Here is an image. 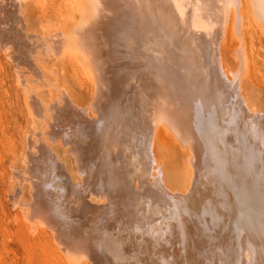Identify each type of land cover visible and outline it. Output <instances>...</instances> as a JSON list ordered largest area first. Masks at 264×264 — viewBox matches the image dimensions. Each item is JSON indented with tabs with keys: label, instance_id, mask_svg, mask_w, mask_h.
<instances>
[{
	"label": "bare ground",
	"instance_id": "bare-ground-1",
	"mask_svg": "<svg viewBox=\"0 0 264 264\" xmlns=\"http://www.w3.org/2000/svg\"><path fill=\"white\" fill-rule=\"evenodd\" d=\"M18 1L0 0V39L19 49L15 67H32L33 78L45 82L42 55L69 57L91 88L90 103L77 106L57 85L56 65L49 72L54 85L45 83L47 101L37 93L31 101L34 85L25 92V77L24 86L17 84L29 94L24 106L33 133L22 161L29 176H22L29 177L23 180L34 198V222L58 226L69 236L73 252H66L86 257L81 264H264V110L245 92L258 66L264 0H64L78 18L72 31L43 25L27 36L24 25L14 26L17 17L9 22L13 30L3 22L18 14ZM227 52L235 66L226 63ZM159 140L185 152L183 172L177 162V171L167 170L170 155L158 156L156 146L169 145ZM53 145L72 160L76 177L48 157ZM34 150L40 159L31 157ZM68 199L80 204L73 209Z\"/></svg>",
	"mask_w": 264,
	"mask_h": 264
},
{
	"label": "rangeland",
	"instance_id": "rangeland-1",
	"mask_svg": "<svg viewBox=\"0 0 264 264\" xmlns=\"http://www.w3.org/2000/svg\"><path fill=\"white\" fill-rule=\"evenodd\" d=\"M11 1H13V0H10V2ZM14 1H16L15 3H17L18 0H14ZM20 1H22V2H20ZM20 1H18V3L20 2V5L17 6V4H15L14 2H12V5L13 4L16 5V7L14 6L15 12L19 10V9L17 10L16 8L21 7L20 8V11H18L16 13H18L17 15L22 14V17L23 16L24 17L20 19L19 17H21V15L19 17L17 15L15 17L10 16L11 18L9 16H5V18L6 17H8V18H6V20H4L3 22L5 23V21H7L8 22V24L6 23L7 26H9V28L12 29V26L13 25L11 24V27H10L9 22L11 21L10 23H12L14 18H15V20L18 18L20 22L16 21L17 22L16 23L14 21L15 23L13 22V24H15L14 25L15 27L17 26L16 27L17 30L21 28V27H19L21 24L24 25V27L21 25L23 27V29L21 28L20 30H22L21 31L22 33H23V31L25 32L23 34H26V32H27V34L25 36L31 35L30 33H32V32H33L32 35L33 34L36 35L35 33H38L39 32V29H41L43 25L44 26L50 25V26L55 27V28L61 27V28L64 29L65 32H70V31H72V28H74V26L78 22V18L76 16L71 17L72 15L69 14V11L67 9V6L64 5L65 4V1L64 0H42L43 2L40 1V0L39 1L38 0H29V1H27V0H25V1L20 0ZM44 3H46L47 5L44 4ZM9 4H11V3H9ZM38 4L41 5V6H39ZM11 7H12L11 5L8 6V8L10 9L9 10L5 6V8L7 9L8 12L9 11L11 12ZM22 9L24 11H22ZM46 9H47V12L45 11ZM65 11L66 12L68 11V12L66 13ZM65 13H66V15H65ZM69 16L72 18V21L73 22L70 21V20H69V22H67ZM9 18L12 19V20H8ZM18 23L20 25H18ZM258 23L259 22L257 21V23H256V26H257L256 38H257V47H258L257 51L259 52V53H257V65L258 66H257V70L255 71L256 74H254L253 79H252V81L253 80L254 81L253 82L251 81L252 83L250 81H247V83H245V87H246L245 92H248V96H249L250 100H251V97H253L252 100H256L253 103H256V104L257 103L258 104L261 103V104H259L260 107L263 104L262 105L263 108L262 107L261 108L264 110V67H263L264 66V63H263L264 62V29H263L264 27L262 28V26L260 25V23L259 24ZM25 25H27V27ZM12 30H9L8 29L9 33L7 32V35L8 34L9 35L11 34V37L12 38L13 37L16 38V36H13L12 35V33H13ZM34 31H35V33H34ZM10 32H12V33H10ZM11 37H9V38L11 39ZM0 38H1V35H0ZM2 39H3V35H2ZM2 39H0V41H1L0 42V65H1L0 67L3 68V71L2 72L4 73V76H3L2 73H0V121H2L0 123V264H59V263L60 264H81L79 262L80 259H84L85 260L86 257L84 258V256L81 255V253L78 254L76 252H75V255L72 256L73 250L72 249L69 250L67 248L69 246V244H70V242L68 243L66 241L67 239H69V238H67L69 236L67 235V237H66V234H63L62 233V235H61V233H58V230H57L58 229V226L55 225L57 227V229H56V227L53 226V224H52V226L55 227L54 228V231L58 233V234L55 233V236H57V237H55L54 236V233H51V232H54V231H51L50 230L51 227L49 226V229L47 230L48 226L43 225L44 223H42L43 226L41 225V223L39 224V222H41V221H39V219H38L39 222L38 221L34 222L35 219H36V217H34L31 214V212H30L31 211V208L33 207V203H34L33 200H34V198L29 194V190H28L29 184L28 183L27 184L25 183V181L26 182H29L28 181L29 180V177H28L29 176L28 175L29 172H27L29 169L27 168V166H25L26 163H24L22 161H24L25 158L28 156V153H27L28 152V150H27V148H28L27 147V141L25 140L26 139V136L28 134L31 135L33 133V130H32V127H31L32 126L31 123L26 119L25 106H24V104H26L28 102V100H27L29 98L28 97L29 96L28 93H30V92H31V94L33 96V97L30 96L31 101H35L38 98H41L42 101L43 100L44 101L49 100V94H48L47 88L45 86L46 85H50L51 84L50 82L55 80V78H53L54 76L57 77L56 78L57 80H59L57 83L60 82L57 85H59L61 88H63V87L64 88H67V90L69 91V93L72 96V98H75L74 99V103L76 102L75 104L77 106H79V107H82V108L86 107L90 103V101H91L90 100L91 97H89V96H91V88H90V86L86 82H83L82 80L79 79L78 75L76 74V69H75L76 66L74 65L75 62H74V60H73V62L70 61L72 58H70V60H69V57H67L68 59L66 57H64V58L60 59L59 61H57L56 59L53 58L54 56L53 55H50L48 52L46 54L47 56L44 54L48 59L44 55H42V57H44V58H42L43 59V63L46 62V65H44V67L46 68V66L48 65L47 67H48V70H49V71L46 70L47 72H45L46 74L44 76L46 78L47 82H46V80H45V82H43V80L40 81L41 79L38 80L39 77L38 78L35 77V78L40 83L38 81H36V80H35L36 81L35 82L34 81L35 78H33V75L34 74L36 75L35 71L33 72L32 67H30V69H29L28 68L29 66H26V65H22L21 67L19 66V69H20V71H19L20 74H19V72L17 71L19 69L17 67H15V65H16L15 64V58H17L16 55L19 52L18 46H17V49L18 50H16V49H14V47L12 45L11 46L13 48L10 46L11 43H6V41L4 42ZM7 41H8V39H7ZM28 41H31V40L29 39ZM5 44L6 45L8 44V45L6 46ZM3 45H4L5 48H3ZM27 49H30L31 50V51H28V52H30V53L32 52L33 53V51H32L33 48L31 49V47H30V48H27ZM25 51H27V50H25ZM28 52H26V53H28ZM37 52L38 53L40 52L39 55L42 54L41 50L40 51L37 50ZM226 55H227V59H228V60H226V63H231L232 62L234 64V66H235L236 63H237V61H235L233 59V57H231L230 53L227 52ZM226 55H225V58H226ZM32 56H34V53H33ZM10 58H12V59H10ZM230 58L232 59V61L229 62V59ZM49 61H50V63H48ZM232 63L230 65L227 64V66L229 65L231 67L233 65ZM52 65H53V67L56 65L55 66L56 68L53 69L55 74L51 71ZM23 66H25L27 69L25 67L23 68ZM229 66H228V68H230ZM28 69H29V71L31 73H33L31 76H30L31 73L27 71ZM1 70H0V72H1ZM15 70L18 73H15ZM22 70L24 72L26 70L27 73L25 72L22 75L21 74V72L23 73ZM49 72H52L54 74V76H53L52 73H51L52 75L49 74ZM18 76H19L20 79L17 80V77ZM29 76H30V78H29ZM23 77H25L26 79L28 78V79L26 80ZM22 78L26 81V84H29V83L31 84V85L29 84L28 87H27V85L24 84L25 81L22 80V81H24V83L22 81L20 83H21L22 86L25 85V87H23L25 90L23 88H21L22 86H18L17 85V84H20L19 83V80H21ZM30 79L32 80V82H30L31 81ZM2 80L3 81L5 80L4 81V84H3ZM27 82H29V83H27ZM35 83L38 84L40 87L38 85L35 86ZM45 83H50V84H45ZM52 83L53 84H51V85H54V82H52ZM253 83H254L255 86L253 85ZM17 86L19 87V90H18ZM29 86L30 87L33 86L31 88V91L30 92H29V89H30ZM2 87L3 88H6L7 87V89H9L8 92H6V94L10 92L9 95H4L5 97L2 96L3 93L5 94V92H3L4 90H2L3 89ZM34 87L44 88V90L43 89L42 90H40V89L38 90V89H36ZM10 89H11V91H10ZM22 89L25 92H26V89H27L28 90L27 91L28 93H26V94L23 95L24 91L22 92ZM251 89L254 91V93L252 94V96H250L251 93L253 92V91H251ZM36 90L38 92H36ZM17 91H18V93L15 94ZM32 91H33V93H32ZM34 93L35 94L37 93L36 95L38 96V98H37V96ZM21 94H22V96H21ZM33 94L36 96V99H35V96ZM245 94H247V93H245ZM253 95L258 96L257 98L259 100L256 97H254ZM19 97H22V98H19ZM12 98H13V100H12ZM32 99H34V100H32ZM5 101L7 102V104H6ZM12 101H14V102H12ZM31 101L29 100V102H31ZM10 103L12 105V108L9 109ZM22 108H23L24 112H22ZM21 112L23 113V115H22ZM160 141L162 142V140H159V143L158 144H162L161 147H166L167 145H169V146H167V149L166 148H159V145L156 146V148L158 149V151H161L160 152V155L158 153V156H161V153H162V155H163L162 157L165 158L167 156V154H168L167 157H169V155H170L169 158L172 159V160L171 159L169 160L170 162L172 161L170 163L168 161L169 158L168 159H167V157L165 158V160H167L170 163L169 164L168 162L164 161L165 164H167L169 166L171 165V167H172V169H169L171 167H169V166L166 165L167 170H170V171L173 170L174 171V167L178 165L179 167L177 166V168L178 169L180 168V169H179V171H177L178 169L175 167V169H176L175 171H177L179 173L183 172V171H181V169L183 168V166H185V160H186V155L184 154L185 152H183L179 148L176 150L177 147H175V146H174L175 148L172 147L173 145L171 143H169V142H168L169 144H167V142H165V141H163L162 143ZM164 144H166V146ZM55 148H56L55 145L50 146V147L47 148L49 154H51V155L53 154L52 156H49V154H48V157L56 156L55 159L58 160V161L61 159L60 161H63L66 164V171L70 175H72L73 177H76V174H75V166H73L74 164L71 162L72 160H69V156L67 155L68 156L67 157L66 154L63 153L62 149H58V148L55 149ZM9 149H11V150H9ZM156 151L157 150H155V152ZM34 152L33 151L31 152V157H39V159H40L41 158L40 156L43 155V153L40 152V151L37 152V151L34 150ZM39 152L41 153V155L39 154ZM32 153H33V155L35 154V156H33ZM181 154H182V158H181ZM183 154H184L185 158H184ZM45 157H47V156H45ZM164 158H163V160H164ZM182 160H184V161H182ZM161 161H162V158H161ZM176 162H177V164H175V166H174V163H176ZM22 163H24V164H22ZM165 164H164V166H165ZM19 174H21V175L19 176ZM22 174H27L28 176L27 175H25V176L23 175L22 176ZM24 177H28V178L24 179ZM19 185L22 187V189H20L21 187ZM18 189H20L21 191L23 190V191L21 192L19 190V192H18L17 191ZM16 191L18 193H16ZM21 195H22V197H21ZM14 196H16V198ZM31 197H32V199H31ZM18 198L21 199L22 201L19 200V202H18L17 201ZM31 200H32V202H31ZM68 200H69V202H71L70 199H68ZM76 201L77 202H75V201L72 200L71 203H68V202L67 203L70 204V207L74 209L76 206H78L80 204V201H78V199ZM16 202H18L17 204L19 206L16 204ZM20 202L25 203V205L23 204L24 207H28L27 209H29V210H27L26 208H24L23 205H22V207L24 208V210H23V208H21V206H20L22 203H20ZM27 203H28V205H27ZM29 207H31V208H29ZM22 212H24L25 214L22 213ZM26 212H28L27 215H26ZM15 214L18 215V216L16 217ZM23 214L25 215L24 216L25 219L22 216ZM30 214H31V217L33 216L32 219L35 218V219H33L32 222H34V224L35 223L37 224V225L34 226L36 228V230L33 227V224H30L31 221H28V220H32L29 217ZM15 217L16 218H19L20 221L18 219H16ZM26 218H28V219L26 220ZM26 221H28V222H26ZM44 222H45V219H44ZM49 222L51 223L52 221H49ZM47 223H48V220H47ZM27 225H28V227H27ZM38 225H40V226H38ZM41 226H42V229H40ZM49 230H50V232H49ZM70 230L72 231L73 228H70ZM33 235H34V237H33ZM60 235L63 236V237H61ZM58 236H59L60 239L62 238V240L63 239L64 240L61 241L60 239H58V241H56L57 239H55V238H58ZM64 236L67 239L64 238ZM70 239H71V237H70ZM57 243L59 245H57ZM45 244H46V246H45ZM77 244L78 243H74V245H76V247H78ZM72 245H73V243L71 241V246ZM58 246H60V247L58 248ZM61 248H63V249H61ZM73 249L75 250L77 248H73ZM60 250H62L63 252H66V250L67 251H72V252H66L67 255L70 254V256H72V257H74V256H76V257L78 256V257L77 258H74L73 259L74 261H73V260L70 259L72 257L67 256L66 253L64 254ZM68 257H69V259H68ZM82 264H90V262L87 259V261H82Z\"/></svg>",
	"mask_w": 264,
	"mask_h": 264
},
{
	"label": "snow or ice",
	"instance_id": "snow-or-ice-1",
	"mask_svg": "<svg viewBox=\"0 0 264 264\" xmlns=\"http://www.w3.org/2000/svg\"><path fill=\"white\" fill-rule=\"evenodd\" d=\"M261 241L264 243V235L261 236Z\"/></svg>",
	"mask_w": 264,
	"mask_h": 264
}]
</instances>
